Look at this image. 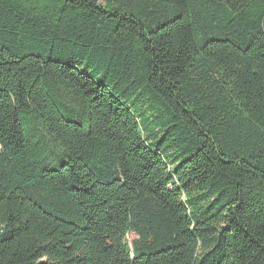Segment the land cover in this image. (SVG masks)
I'll list each match as a JSON object with an SVG mask.
<instances>
[{"label":"trees","instance_id":"obj_1","mask_svg":"<svg viewBox=\"0 0 264 264\" xmlns=\"http://www.w3.org/2000/svg\"><path fill=\"white\" fill-rule=\"evenodd\" d=\"M0 264H264V0H0Z\"/></svg>","mask_w":264,"mask_h":264},{"label":"rangeland","instance_id":"obj_2","mask_svg":"<svg viewBox=\"0 0 264 264\" xmlns=\"http://www.w3.org/2000/svg\"><path fill=\"white\" fill-rule=\"evenodd\" d=\"M132 237V236H131Z\"/></svg>","mask_w":264,"mask_h":264}]
</instances>
